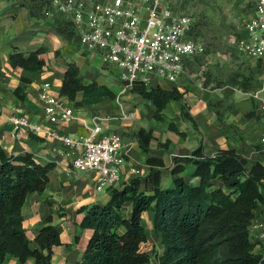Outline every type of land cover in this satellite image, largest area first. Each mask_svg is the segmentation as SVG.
Returning <instances> with one entry per match:
<instances>
[{
    "label": "trees",
    "instance_id": "16d2710c",
    "mask_svg": "<svg viewBox=\"0 0 264 264\" xmlns=\"http://www.w3.org/2000/svg\"><path fill=\"white\" fill-rule=\"evenodd\" d=\"M52 27L67 41L75 38L70 22L54 19ZM45 51L42 45L28 52L14 47L8 54L9 64L23 70L41 71L45 65L41 54ZM83 78L77 63L69 61L58 94L72 101L75 107L117 96L108 85L96 80L84 82ZM21 80L27 83L29 78L21 76ZM24 88V84L18 85L12 92L22 99ZM130 91L150 100L155 119H163L168 101L183 97V92L175 85L165 88L135 81ZM181 116L196 126L186 102L181 105ZM168 127L185 135L174 121H169ZM131 135L147 152L154 138L153 125L140 126L132 130ZM167 143L168 140L165 145ZM257 147H260L258 142ZM146 162L150 169L143 178V185L141 177L134 175L122 186H108L106 202H94L86 207L81 225L90 227L92 233L81 259L71 264L147 263L150 254L141 247L146 240L141 222L145 210L152 211L153 229L160 233L162 251L156 254L157 264L257 263L259 253L254 251L249 226L257 207L264 204V162L255 160L249 164L234 147L219 148L214 155H207L199 142L184 155L174 156L169 169L171 174H178L190 163L191 174L199 177V182L189 183L182 175H175L166 187L160 184L162 158L148 155ZM54 165L53 161H36L30 152L7 154L0 147V260L9 254L21 262L32 258L31 264H52V246L61 243L57 225L50 214L44 217L43 224L36 229L32 246L22 224L21 208L29 192L44 189L48 172ZM127 202L129 209L125 211Z\"/></svg>",
    "mask_w": 264,
    "mask_h": 264
},
{
    "label": "crops",
    "instance_id": "0c3cea01",
    "mask_svg": "<svg viewBox=\"0 0 264 264\" xmlns=\"http://www.w3.org/2000/svg\"><path fill=\"white\" fill-rule=\"evenodd\" d=\"M46 5V4H45ZM45 6H42V10ZM56 16H36L31 13L27 4H20L11 0H0V147L7 154H23L30 152L33 158L41 163L53 161L54 167L48 172V181L40 192L32 191L26 195L22 205L23 227L31 245H35L33 237L36 229L43 224V219L51 215L52 222L57 225L61 240L60 244L52 246V264H71L81 259L83 252L92 233L90 227L81 225L85 209L94 202L104 203L109 199L108 190L95 188L94 172L91 170H76L70 164V157L63 153V147L50 139L31 132L22 131L18 136L12 135L9 116L15 112H24L32 121L41 118V103L37 98V91L42 81L51 82L53 92L58 93L64 70L69 61H74L83 74L84 82L96 80L109 86L110 73L93 66L91 58L79 48L73 40L67 41L53 30L52 23ZM45 46L46 51L41 54L45 65L41 71H28L9 64L8 54L14 48L28 52L39 46ZM54 50H58L55 54ZM246 56V55H245ZM248 57V56H247ZM253 59V58H252ZM255 60V59H254ZM259 61V60H258ZM175 83L161 81V86L170 88L175 85L183 97L172 99L163 109V117L176 119L177 127L185 131L180 135L171 131L168 121L165 123L154 119V106L150 100L131 92L129 87H118L114 92L117 96L113 99L105 98L98 103L84 104L75 107L72 101L62 96L63 100L74 108L75 117L63 130L72 135L82 134L86 129L83 118L88 119L94 111L107 117L103 121L105 130L119 131L124 140V162L121 165V178L117 186L134 176L128 171L129 164L137 165L143 178L148 173L150 166L146 162L148 155L161 157L164 165L161 167V186H169L175 175H182L184 179L196 184L199 177L192 175L193 166L188 163L178 174H171L170 167L174 156L195 148L202 142L203 151L207 155H214L219 148H232L241 152L249 164L255 160L264 162V155L260 153L257 142L264 134V113L260 111L254 101L241 87L229 84L211 87H199L194 73L187 70ZM21 76L29 78L23 83ZM259 81V76H258ZM25 86L22 99L13 94V89L18 85ZM258 84V82H257ZM257 86V85H256ZM110 87V86H109ZM128 90V91H127ZM130 92L138 95V106L128 110L120 101L122 93ZM79 97V96H78ZM119 102L122 104L127 117H119ZM186 102L190 114L196 121L183 120L180 116L181 105ZM153 125L154 138L150 140L149 150L144 151L138 144L131 131L143 126ZM168 140L167 145H165ZM160 142V146L159 145ZM129 203L125 204V211ZM153 213L145 210L141 214L146 240L141 247L150 254V260L145 264H157L156 254L162 251L160 233L152 225ZM264 220V204L256 209L252 221ZM251 229V232H255ZM255 252L260 251L258 244ZM32 258L24 262L12 255H5L0 264H31Z\"/></svg>",
    "mask_w": 264,
    "mask_h": 264
},
{
    "label": "built area",
    "instance_id": "2783aa9c",
    "mask_svg": "<svg viewBox=\"0 0 264 264\" xmlns=\"http://www.w3.org/2000/svg\"><path fill=\"white\" fill-rule=\"evenodd\" d=\"M44 15L70 22L75 38L84 51L98 52L106 70H116L125 87L138 81L146 86L175 83L185 73V60L204 49L200 38L188 33L192 17L175 7L173 0H46ZM242 54L259 60L262 71L255 88L246 92L264 113V0H254L236 34L228 38ZM199 87H204L201 81ZM37 98L41 118L32 121L24 112L9 116L12 135L27 131L61 145L76 170L94 172L95 188L117 185L124 162V140L117 130H105L107 119L98 112L83 118L85 131L72 135L63 130L74 117V108L53 92L51 82H41ZM119 102V117H127ZM258 143L264 152V134ZM131 175H140L135 164L128 165ZM251 229L256 231L253 233ZM250 237L260 246L256 264H264V220L252 221Z\"/></svg>",
    "mask_w": 264,
    "mask_h": 264
},
{
    "label": "rangeland",
    "instance_id": "374dc122",
    "mask_svg": "<svg viewBox=\"0 0 264 264\" xmlns=\"http://www.w3.org/2000/svg\"><path fill=\"white\" fill-rule=\"evenodd\" d=\"M11 1L27 4L39 17H42L45 9L42 10V6L47 7L45 5L46 0ZM173 2L178 10L187 12L192 17L189 37L200 38L204 44L201 53L186 59L184 62L187 70L194 73V78L199 82L201 81L204 87L229 84L245 87L246 90H244L247 92L255 88L261 70L260 62L245 56L228 41L231 34L237 33L243 18L250 13L254 0H173ZM74 40L72 43L76 48H79ZM85 52L91 58L93 66L106 70L98 52ZM108 72L111 77L109 81L112 80L109 86L113 91L120 86L125 88L116 70H109ZM138 98V95H131L130 92L122 93L119 97L128 110L138 106ZM181 118L186 120L182 116ZM164 119L163 117V119L157 120L161 123H165L166 120L168 122L177 121L170 117H167L165 121ZM171 131L176 132L172 129Z\"/></svg>",
    "mask_w": 264,
    "mask_h": 264
}]
</instances>
